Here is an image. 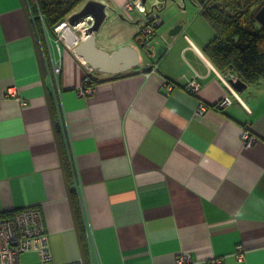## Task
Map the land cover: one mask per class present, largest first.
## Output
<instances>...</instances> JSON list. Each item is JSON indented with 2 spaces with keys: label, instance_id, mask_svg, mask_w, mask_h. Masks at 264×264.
<instances>
[{
  "label": "crops",
  "instance_id": "obj_1",
  "mask_svg": "<svg viewBox=\"0 0 264 264\" xmlns=\"http://www.w3.org/2000/svg\"><path fill=\"white\" fill-rule=\"evenodd\" d=\"M97 1L116 10L110 33L108 20L100 29L101 46L109 53L138 46L145 17L125 10L127 0ZM186 1L175 4L185 11ZM171 5L157 12L162 47L140 53L129 72H96L85 96L81 61L59 52L52 36L48 45L43 39V52L61 62L58 110L39 51L45 92L21 1L0 0V216L38 209L52 257L43 263L25 252L18 264H67L82 255L86 264L92 257L174 264L182 253L194 264H264V85L229 89L203 51L212 29L201 19L166 22L160 13ZM177 24L181 30L169 37ZM194 72L201 76L195 94L184 88ZM169 79L177 81L167 93ZM13 89L20 101L5 96ZM201 104L208 108L198 114ZM244 131L256 139L250 147Z\"/></svg>",
  "mask_w": 264,
  "mask_h": 264
},
{
  "label": "built area",
  "instance_id": "obj_2",
  "mask_svg": "<svg viewBox=\"0 0 264 264\" xmlns=\"http://www.w3.org/2000/svg\"><path fill=\"white\" fill-rule=\"evenodd\" d=\"M198 7V6H197ZM199 11L201 7H198ZM124 9L127 11L138 10L139 12H144V8H142L140 1L135 2H127L124 5ZM161 26V19L157 14L153 13L150 15L143 24V27L140 30V39L147 38L154 34L155 36L162 37L160 33H158V29ZM35 32V31H34ZM54 34H50L49 32H44V40L48 45L49 36H52L55 39L56 47L60 52L61 47H63L66 51L74 53V49L79 43L85 39L84 30L81 27H72L68 24L67 19L61 22L58 26L54 28ZM36 37V34H35ZM38 39L36 37L38 50L42 51V56L44 60V67L51 83L52 93L55 97V102L58 110H60L61 101L60 96L62 90L59 85V75L61 73V62L54 61L50 52L46 55V52H43V40ZM149 43L146 41L145 46L149 47ZM44 54V55H43ZM41 56V55H40ZM78 60L81 61L82 65L85 68V76L82 81V85L79 88V94L81 96H85L90 94L93 90L92 82L96 81L98 76L97 73L81 59L76 56ZM42 60V59H41ZM43 63V61H42ZM201 76L194 72L193 76L187 80L184 88H186L191 93H197L201 87L200 84ZM226 86L230 89V84L228 80L236 81L234 76H230L227 80L226 77H221ZM176 79L174 80H166L164 88L167 93H170L173 89V86L176 85ZM236 95L234 92H232ZM8 98H13L15 100H19L17 90H8L6 95ZM20 101V100H19ZM229 103V98H224L221 102H219L215 107L220 109ZM22 105H26L25 101H21ZM207 107L201 104L198 108V114H203ZM63 114V113H62ZM60 124L62 125V115L60 114ZM241 141L245 147L252 146L256 139L250 135L249 132L244 131L241 134ZM73 172V171H72ZM73 185L76 189L80 188V183L78 178L73 172ZM81 189V188H80ZM78 194L79 206L82 213L86 212V206L84 204L83 195ZM1 215V213H0ZM241 246H236V255L238 260L243 259V253L241 252ZM25 252H35L38 254L40 261L43 263H49L52 260L51 254L49 252L48 241L45 236L44 230V222L41 216V213L38 209L30 208L25 210H20L14 214L9 216L1 217L0 216V264H18L19 256ZM219 263L217 260H212L210 264ZM67 264H84L81 259L76 262H70ZM90 264H100L97 259L94 257L91 258ZM174 264H194L191 256L182 253L179 254L174 261Z\"/></svg>",
  "mask_w": 264,
  "mask_h": 264
},
{
  "label": "trees",
  "instance_id": "obj_3",
  "mask_svg": "<svg viewBox=\"0 0 264 264\" xmlns=\"http://www.w3.org/2000/svg\"><path fill=\"white\" fill-rule=\"evenodd\" d=\"M24 1L36 37L43 40L44 32L54 34V28L87 0ZM191 1L201 7L200 13L213 31L203 51L216 69L227 79L234 76L249 86L264 85V27L254 19L264 0Z\"/></svg>",
  "mask_w": 264,
  "mask_h": 264
},
{
  "label": "water",
  "instance_id": "obj_4",
  "mask_svg": "<svg viewBox=\"0 0 264 264\" xmlns=\"http://www.w3.org/2000/svg\"><path fill=\"white\" fill-rule=\"evenodd\" d=\"M20 1L22 4L23 11L25 13V18L29 28L30 36L32 38L34 48L36 50V55L41 68V79L43 81V86L46 92L47 88L40 62V54L37 46L34 28L32 26V21L26 8L25 1ZM167 2L173 4L175 3V0H141V6L142 8H144V12H142L141 14L145 17L146 20L153 13L157 14V12L161 11V3ZM115 14L116 10L113 7H110L97 0H87L67 18V22L69 25L75 28L81 27L84 30L85 39L82 40L79 45L76 46L74 49V53L76 54V56L83 59V61L87 63L95 72L109 76H115L117 74L126 73L136 69L140 64V53H149L151 51V48H149L150 46L146 47L144 44L141 43V39L138 40V46H124L111 53L106 52L97 47V32L100 31L102 26L108 20L109 16H113ZM254 19L262 27H264V4L258 8L257 12L254 15ZM162 24L163 22L161 20V26ZM181 27V24H177L172 27L168 31V36L175 37L181 30ZM228 83L230 84L231 88L237 93H241L247 87L246 84L237 79L235 82H233L232 80H228ZM46 97L48 99L47 93ZM48 105L50 112L49 101ZM52 121L54 123V126H56V122L54 120ZM61 165L62 170L64 171V166L63 164ZM81 259L83 263L86 264V260L83 255Z\"/></svg>",
  "mask_w": 264,
  "mask_h": 264
},
{
  "label": "rangeland",
  "instance_id": "obj_5",
  "mask_svg": "<svg viewBox=\"0 0 264 264\" xmlns=\"http://www.w3.org/2000/svg\"><path fill=\"white\" fill-rule=\"evenodd\" d=\"M186 4L189 5V7L185 11H181L179 9V7L175 3H173L172 5L170 4L171 6H169L167 9H164L160 14H162L164 16V18L167 19V20L165 19L166 22L167 21H171L172 22V21H177V20L178 21L179 20H183V21L187 20L188 21V20H192V19H194V22L195 23L200 22L201 20H204L205 21L204 17L199 12V9H198L197 6H194V4H192L189 0L186 1ZM134 11L136 12L137 10L134 9ZM198 14H199V17L200 18L197 17ZM109 19H112V15L109 17ZM109 19L107 21V24L109 22V25H107L108 28L106 29V32L109 31L108 33H110L111 28L115 24L114 21H109ZM204 26L206 28H208L209 30H211L209 28V25L208 26L204 25ZM195 28H196V25H192L191 28H190V31H192V33H193V30ZM161 30H162V27H161ZM100 31L97 32V34H96V45H97L98 48H100V49H102V50H104L106 52H109V50L103 48V44L101 46V43H100V38H101ZM209 32H210L209 35H211V37L214 36L212 30L209 31ZM106 37H108L107 40H111L112 39L111 38L112 36H110L109 34H106ZM148 43H149V46L151 48L152 47L153 48L162 47V41H161L160 38H158V36L150 37L148 39ZM141 53H142L141 56L144 57V53L143 52H141Z\"/></svg>",
  "mask_w": 264,
  "mask_h": 264
},
{
  "label": "flooded vegetation",
  "instance_id": "obj_6",
  "mask_svg": "<svg viewBox=\"0 0 264 264\" xmlns=\"http://www.w3.org/2000/svg\"><path fill=\"white\" fill-rule=\"evenodd\" d=\"M135 1H140V3H141V0H135ZM135 1H133V2H135ZM142 5V4H141ZM141 13V12H140ZM155 35L154 34H152L151 36H149L148 38H147V40H145V38L143 39V38H141V43L142 44H146V41L148 42V39L150 38V37H154ZM149 45V44H148Z\"/></svg>",
  "mask_w": 264,
  "mask_h": 264
}]
</instances>
